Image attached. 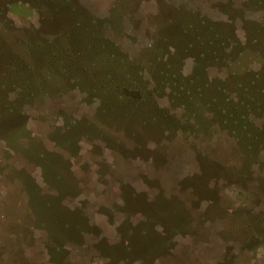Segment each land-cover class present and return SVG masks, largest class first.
Wrapping results in <instances>:
<instances>
[{
  "label": "rangeland",
  "instance_id": "rangeland-1",
  "mask_svg": "<svg viewBox=\"0 0 264 264\" xmlns=\"http://www.w3.org/2000/svg\"><path fill=\"white\" fill-rule=\"evenodd\" d=\"M200 21L221 39L209 85L264 71V0H0V264H264V134L251 159L225 131L170 134L83 87L137 64L129 87L192 124L147 61L196 76L197 51L170 43Z\"/></svg>",
  "mask_w": 264,
  "mask_h": 264
},
{
  "label": "trees",
  "instance_id": "trees-1",
  "mask_svg": "<svg viewBox=\"0 0 264 264\" xmlns=\"http://www.w3.org/2000/svg\"><path fill=\"white\" fill-rule=\"evenodd\" d=\"M55 9L54 11L58 13L59 9L57 7H55ZM68 12L72 13V10L69 8ZM200 25L203 31L197 28L190 38L179 29V39L175 42L171 41L170 43L174 46V43H176V46L179 45L181 48H187L186 52L191 50L197 51L199 54L198 57L193 56V58L196 57L195 59H197L195 63L197 66L193 71V73H197L196 76L193 75L190 79H184L179 73H172L171 70L167 71L166 69H168L167 66L169 65L166 66L164 62L162 60L160 61L157 57H152L147 61L154 75V80H156L157 88H155V94H158V91L163 92L165 89H168L172 102H175L173 105L176 106L179 104L180 108L185 110L183 119L190 118L191 123L193 122L192 124H184L185 126H183L172 117L167 118L163 115H159L158 112H156L159 111V108H155V99L149 92L143 93L139 89L129 87L131 85L130 82H135L133 78L137 75V72H135L137 64H134L133 67L129 65V69H126L127 67L125 69L117 67L108 74H100L102 79L107 75V79L113 81V90L109 92L106 88L100 90L101 83L98 84L94 82L92 84H84L83 87H85V89H90V85H95L96 88L92 89V91L97 93L95 95L101 100L102 105L106 104L113 107L112 104L115 98L120 99L119 101H125L123 102L124 107H116V109L110 108L109 114H113L112 111L121 108L125 110L128 109L129 111L132 109V111H134L136 108L141 110L142 104L144 103L149 107L152 113H156V117L154 116L151 119L147 117L150 122H158L159 125H161V130L166 131V129H169L168 131L170 134L178 129V127L180 129H186L187 131L193 127L197 133L201 131L203 134L209 133L213 128L225 131L235 140L239 150L252 159L256 151L259 150L260 136L264 134V71L253 74L251 71L245 70L244 67L241 66L239 72H234L230 77L223 78L219 85H209L207 83V77L203 74L204 67L202 65H204L203 62L208 65V60L211 57H208L207 51L210 52V47L217 46L218 42H221V39L214 33L212 27L208 26L203 21H200ZM102 51H104L103 48L98 49L97 54H100ZM98 56L99 55L96 57ZM161 66L162 69H166L160 70ZM24 84L26 86L23 88L24 90H30L36 87L35 81H28ZM129 92L136 96L134 98L135 101L132 100L130 103L127 102L129 101L126 100L127 98L124 99L122 97H129ZM136 93H138V95H136ZM116 94L120 95V97H116ZM230 96H233L234 99L230 98ZM205 113H210L211 115L209 122L203 117ZM148 115H151V113H148ZM251 116L255 120L257 119L261 122L262 125L256 127V122L250 118Z\"/></svg>",
  "mask_w": 264,
  "mask_h": 264
}]
</instances>
